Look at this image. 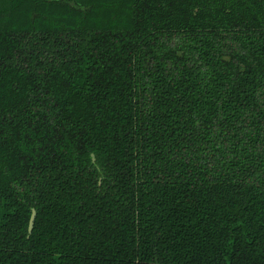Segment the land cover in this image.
<instances>
[{"label": "trees", "instance_id": "obj_1", "mask_svg": "<svg viewBox=\"0 0 264 264\" xmlns=\"http://www.w3.org/2000/svg\"><path fill=\"white\" fill-rule=\"evenodd\" d=\"M0 264H264V0H0Z\"/></svg>", "mask_w": 264, "mask_h": 264}, {"label": "water", "instance_id": "obj_2", "mask_svg": "<svg viewBox=\"0 0 264 264\" xmlns=\"http://www.w3.org/2000/svg\"><path fill=\"white\" fill-rule=\"evenodd\" d=\"M94 155H93V159H94ZM36 215H37V212L35 209L32 210V216H31V219H30V223H29V233L31 234L32 231H33V228H34V224H35V219H36Z\"/></svg>", "mask_w": 264, "mask_h": 264}]
</instances>
